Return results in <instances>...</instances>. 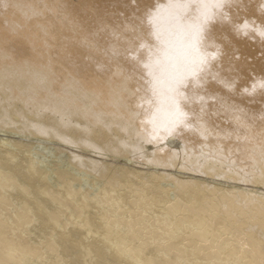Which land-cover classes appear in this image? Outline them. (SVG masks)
Instances as JSON below:
<instances>
[{
	"label": "bare ground",
	"instance_id": "obj_1",
	"mask_svg": "<svg viewBox=\"0 0 264 264\" xmlns=\"http://www.w3.org/2000/svg\"><path fill=\"white\" fill-rule=\"evenodd\" d=\"M0 264H264V0H0Z\"/></svg>",
	"mask_w": 264,
	"mask_h": 264
},
{
	"label": "rangeland",
	"instance_id": "obj_2",
	"mask_svg": "<svg viewBox=\"0 0 264 264\" xmlns=\"http://www.w3.org/2000/svg\"><path fill=\"white\" fill-rule=\"evenodd\" d=\"M24 85H28V82H26Z\"/></svg>",
	"mask_w": 264,
	"mask_h": 264
}]
</instances>
